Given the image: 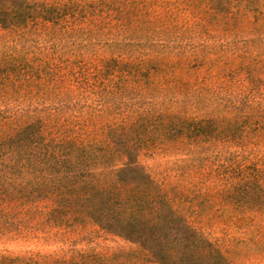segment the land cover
Instances as JSON below:
<instances>
[{"label":"trees","instance_id":"16d2710c","mask_svg":"<svg viewBox=\"0 0 264 264\" xmlns=\"http://www.w3.org/2000/svg\"><path fill=\"white\" fill-rule=\"evenodd\" d=\"M91 3L0 0L23 40L0 52V237L69 244L93 224L156 264H237L190 220L214 210L264 251V0ZM105 19L115 38L85 27ZM83 35L107 55L67 49ZM142 156L167 160L161 179ZM0 264L114 263L71 248Z\"/></svg>","mask_w":264,"mask_h":264},{"label":"rangeland","instance_id":"374dc122","mask_svg":"<svg viewBox=\"0 0 264 264\" xmlns=\"http://www.w3.org/2000/svg\"><path fill=\"white\" fill-rule=\"evenodd\" d=\"M79 3L98 2L99 0H77ZM92 4V3H91ZM94 5V4H92ZM101 24V31L93 25L86 23L85 27L93 29L98 32L101 38L111 39L115 38L119 32V28L113 27L111 20L105 19L98 22ZM83 35L75 40L68 38L67 49H76L78 54L84 56L83 59L87 60L88 64L96 63L102 56H106L108 47L105 40L93 39ZM23 40L19 39L13 34L7 33L0 28V52L12 51L14 48H21ZM33 41L27 43L28 46L35 45ZM62 45V44H61ZM64 50V47H62ZM65 55H71L65 52ZM71 59L75 57L71 55ZM259 90L264 91V83L260 84ZM256 98V97H255ZM254 98V99H255ZM31 103L36 105L37 99ZM27 103H29L27 101ZM264 151V146H263ZM143 163L148 167V171L156 179H161L160 171L166 164L165 158H150L142 156ZM214 210H206L205 217L200 216L197 212L190 213V220L197 227L214 240L225 254L237 264H264V251L254 249V246L247 242L243 229H237L228 226L221 221H215L212 224L207 223V216L211 215ZM76 241L73 243L65 244L62 242H43L36 238L32 239H17L9 237H0V255H14L25 254L32 252H63L71 248L97 252L111 259L114 264H156L152 261L150 256L143 251L138 245L124 241L118 237L108 235L99 230L93 224H89L84 231L76 233L73 236Z\"/></svg>","mask_w":264,"mask_h":264}]
</instances>
